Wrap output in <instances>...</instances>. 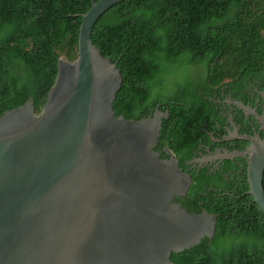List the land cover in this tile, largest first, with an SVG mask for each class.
<instances>
[{"label": "water", "instance_id": "95a60500", "mask_svg": "<svg viewBox=\"0 0 264 264\" xmlns=\"http://www.w3.org/2000/svg\"><path fill=\"white\" fill-rule=\"evenodd\" d=\"M123 1L93 0L78 58L60 59L40 113L31 98L0 117V264H175L173 253L216 234V215L175 201L193 179L170 149L168 159L156 151L169 111L116 115L124 77L92 35ZM235 104L264 132V116ZM226 139L250 143L223 158L247 161L249 193L264 213V138L234 131Z\"/></svg>", "mask_w": 264, "mask_h": 264}, {"label": "trees", "instance_id": "16d2710c", "mask_svg": "<svg viewBox=\"0 0 264 264\" xmlns=\"http://www.w3.org/2000/svg\"><path fill=\"white\" fill-rule=\"evenodd\" d=\"M92 4L0 0V117L31 98L42 111L60 59L78 58L82 15ZM92 41L123 74L117 116L140 120L158 107L169 111L156 151L168 159L162 150L170 149L193 179L188 195L175 201L217 216L215 236L173 253L172 261L264 264V213L249 193L247 161L228 160L217 174L188 170L186 163L202 143L212 142L217 123L224 124L216 102L224 88L239 100L249 96L253 82L264 91V0H125L99 19ZM230 167L237 172L224 176ZM225 233H256L259 239L251 248L229 241L230 251L214 259L209 245Z\"/></svg>", "mask_w": 264, "mask_h": 264}, {"label": "flooded vegetation", "instance_id": "af4514ba", "mask_svg": "<svg viewBox=\"0 0 264 264\" xmlns=\"http://www.w3.org/2000/svg\"><path fill=\"white\" fill-rule=\"evenodd\" d=\"M249 96L246 99H236L233 97L231 91L224 88L222 91V97L216 100L220 110V114L225 118L224 124L217 123L218 132L212 134V142L210 144H201L198 150H195V156L186 161L189 165L188 170L198 168H208V170L215 174L222 171L227 166V161L230 159H224L223 156L226 153L243 152L247 149L249 144L242 145L239 143V139L227 140L226 138L231 136V133L237 131L241 136L257 134H263L260 129L259 119L250 114L241 112V109L236 106V102L244 103L246 106L256 109L259 116H264V91L259 90V85L253 82L252 88L249 90ZM259 91V92H258ZM252 132V133H251ZM214 136L216 138H214ZM264 138V136L262 135ZM245 141V140H244ZM244 147V148H243ZM168 149H163L162 152H166ZM240 157H236L232 162ZM207 159V160H205ZM237 172L236 168L230 167L228 172L224 173V176L229 177L230 174ZM187 173V172H186ZM189 174V173H188Z\"/></svg>", "mask_w": 264, "mask_h": 264}, {"label": "clouds", "instance_id": "9594fccd", "mask_svg": "<svg viewBox=\"0 0 264 264\" xmlns=\"http://www.w3.org/2000/svg\"><path fill=\"white\" fill-rule=\"evenodd\" d=\"M209 239H211V232L206 234ZM258 236L256 233H240V234H229L225 233L224 236L217 237L212 243L209 245V253L213 256L214 259L226 255L230 248L227 246V242H234L237 246L245 245L248 247H253L257 245ZM261 246H264V241L260 242Z\"/></svg>", "mask_w": 264, "mask_h": 264}]
</instances>
